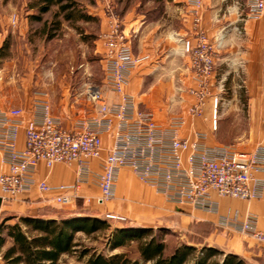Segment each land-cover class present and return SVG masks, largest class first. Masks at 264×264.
I'll return each mask as SVG.
<instances>
[{
    "label": "crops",
    "instance_id": "1",
    "mask_svg": "<svg viewBox=\"0 0 264 264\" xmlns=\"http://www.w3.org/2000/svg\"><path fill=\"white\" fill-rule=\"evenodd\" d=\"M114 3L133 55L142 58L132 68L125 87L126 92L134 96L137 110L152 113L154 120L162 125H166L173 116H183L186 123L180 130L181 136L202 131L206 134L208 145H232L244 152L253 150L258 143L264 144V15L247 18L246 0H202L196 26L194 8L188 0H114ZM88 8L86 13L101 18L105 23L99 4ZM64 22L67 25L69 21ZM29 26L31 23L27 12L21 15L15 5L0 9V109L23 107L25 117H29L33 92L42 90L48 94L51 114L67 129H71L79 118L97 115L91 102L83 95L84 83L65 77L70 75L74 66H102L103 48L99 37L86 36L88 33L80 30L68 28V31H61L59 28L52 31L51 37L48 36L49 32L40 33L37 45L30 40L32 34ZM197 27L203 29L213 43L214 63L207 84L209 94L202 98L201 114L191 116L188 111L196 100L189 93V88L197 87L183 41L188 39L193 42ZM102 29L101 33L105 28ZM6 39L10 40L8 48L2 47ZM19 66L58 67L66 73L48 81L45 89H38L27 82V76H23L22 82H19ZM221 83H226L230 90L227 96L218 91ZM214 97L217 99L216 107ZM214 108L216 127L213 129ZM238 115L243 116L240 118ZM111 140V134L102 136V143L106 147ZM23 145L24 134L21 130L18 146ZM91 167L97 172L102 170L101 162L97 159L91 161ZM3 169L0 163V172ZM259 176L264 177V174L260 173ZM35 177L44 179L51 186L73 184L74 165L55 163L48 168L40 161ZM62 193L74 196L69 203H58L54 197L60 192L41 193L33 188L20 194L14 202L7 200L0 203V213L23 209L18 217L34 216L38 212L45 214L39 211L41 208L53 207L82 214L78 211L79 205L83 209L93 208L97 204L101 214L84 215L101 217L116 214L126 217L128 225L157 229L203 226L210 233L211 241L206 243L208 246L237 254L245 261H264V244H258L235 229L219 226L221 215L236 211L242 217L249 210L257 217V228L264 230V188L259 199L251 200L214 194L218 210L212 213L188 204L166 201L160 192L124 167L118 171L114 197L109 200L98 202L100 190L91 183L83 184L77 192ZM11 219L8 221L11 222ZM127 246H118L113 251L124 252L128 258L139 260L140 264H152L150 260H142L137 245L130 246V250Z\"/></svg>",
    "mask_w": 264,
    "mask_h": 264
},
{
    "label": "built area",
    "instance_id": "2",
    "mask_svg": "<svg viewBox=\"0 0 264 264\" xmlns=\"http://www.w3.org/2000/svg\"><path fill=\"white\" fill-rule=\"evenodd\" d=\"M101 6L106 27L99 39L103 48L101 57L102 79L99 84L85 89L88 100L97 115L79 118L71 129L51 114L48 94L34 90L32 112L25 117L23 107L0 109V203L18 197L36 188L45 193L58 191V203H69L83 184L91 183L100 190L98 202L114 197L118 171L129 168L133 174L166 201L190 205L216 213L220 197L259 199L263 195L264 144L258 143L251 151H238L232 145H208L206 134L194 131L181 136L186 118L173 116L166 125L159 124L152 113L137 110L134 96L126 92L129 76L141 57L133 55L123 32L121 19L115 12L112 0H96ZM193 6L195 25L202 0H188ZM247 18L264 15V0H246ZM190 58V69L196 87L190 89L195 104L188 114L199 116L202 98L209 94L207 87L214 63L213 43L205 31L197 27L194 41H183ZM214 107L217 99L214 97ZM215 108L212 128L216 127ZM23 130L24 145L18 146ZM111 134V144L106 147L102 136ZM105 153V154H104ZM101 162L102 170L92 169L91 161ZM42 161L48 168L55 163L74 165L73 184L51 186L37 179L35 171ZM107 218L124 220L116 214ZM219 226L235 229L264 244V230L257 228V217L249 210L242 217L238 212L220 216Z\"/></svg>",
    "mask_w": 264,
    "mask_h": 264
},
{
    "label": "trees",
    "instance_id": "3",
    "mask_svg": "<svg viewBox=\"0 0 264 264\" xmlns=\"http://www.w3.org/2000/svg\"><path fill=\"white\" fill-rule=\"evenodd\" d=\"M53 6L57 8L54 18L46 22L43 15ZM29 8L36 12L27 15L28 21L48 25L50 37L60 28L61 20H56L58 17L69 22L95 18L80 8L75 0H31ZM9 45L6 39L2 47L8 48ZM55 212L19 216L15 222L8 221L14 216H5L0 222L1 264H60L64 255L77 251L76 235L80 232L88 236L96 232L104 233L110 251L135 242L142 260H150L152 264H253L237 254L226 253L204 243L199 248L189 241L180 242L168 251L164 238L169 232L166 228L159 227L158 233L148 226L122 224L111 228L109 220L101 217L66 210L58 215ZM78 255L86 257L85 264H140L139 260L128 258L124 252L104 253L83 247Z\"/></svg>",
    "mask_w": 264,
    "mask_h": 264
},
{
    "label": "rangeland",
    "instance_id": "4",
    "mask_svg": "<svg viewBox=\"0 0 264 264\" xmlns=\"http://www.w3.org/2000/svg\"><path fill=\"white\" fill-rule=\"evenodd\" d=\"M31 0H0V9H2L4 6H10V5H15V8L18 9L19 13L21 15H24L27 12L28 14L36 12L35 9L29 8V2ZM80 8L83 10H89L88 7H94L98 4L96 0H75ZM120 1V0H115ZM112 4L114 7L115 12L118 14L119 12L116 11L115 3L114 0H112ZM3 6V7H1ZM57 11L56 6H53L51 11L45 13L43 15V18L46 22L52 21L54 18V13ZM119 16V14H118ZM120 17V16H119ZM121 19V18H120ZM56 20H61V24L65 23L63 19L58 17ZM47 26L43 24V22H33L31 23V26H29L30 34H32V38L30 39L33 43H36L38 45V42L40 41L39 37H41L42 32H48L47 31ZM106 27V22L102 23L101 18L95 17L93 20L90 21H83V20H77V21H71L68 22L67 25L63 24L61 26V31L65 30L68 31V28H71L73 31H78L80 28V31L87 32L88 34L86 36H91L93 38L99 37L101 34V31L103 30L102 28ZM76 29V30H75ZM60 30V29H59ZM50 32V31H49ZM40 35V36H39ZM10 41V40H9ZM72 42L73 39H70ZM75 68L72 70V72H69V76H66V79L70 78H76L79 81H82L84 89L83 95L85 98H87V95L85 94V89L89 85H96L101 82L102 79V72H101V67L100 66H74ZM55 69V70H53ZM19 82H22V77L27 76V82L30 83L33 87H38L39 88H44V85L47 84L48 81L53 80V79H58L62 73H66L64 71H60L61 69L53 68L51 66H19ZM21 85V84H20ZM226 83H221V88H219V93L222 94L223 96H227L230 92L228 87L226 86ZM192 89V88H191ZM189 93L190 88H189ZM192 94V93H191ZM88 99V98H87ZM231 116H237V115H229ZM240 118L243 115H238ZM17 197L8 201H16ZM6 201V202H8ZM43 209V210H41ZM39 211H44L47 213H51L56 211L55 213L58 215L60 211H64V209L61 208H41ZM78 211L82 213L81 215H84L85 213H93V214H101V212L98 210V205L95 204L93 208H83L82 206H78ZM23 209H15V210H7L4 212L0 213V222L5 216L14 215V217L11 219V222H15L18 219V214L22 212ZM24 211H29L28 209H25ZM8 214V215H7ZM101 218L107 219L110 222V227L115 228L116 226H120L122 224H129V220L125 217L124 220H117V219H111L107 218L105 215H102ZM157 228H154V233L157 232ZM210 234L203 226H189L187 229H179V228H174V229H169V232H167L164 236L165 240L167 241V248L168 251L173 247V245L178 244L180 242H192L194 243L197 247L200 248V245L202 243L206 244L207 241H211L209 238ZM76 239L78 242L77 246V251L72 254H66L62 257V260L60 264H85V259L86 257H79V250L83 247H89L92 249H96L97 251H102L104 253H110L114 252L113 250L110 251L107 248V240L104 237V233L102 232H96L91 235H85L84 233H77ZM132 245H137L135 242H132L127 246L128 248ZM130 250V248H129ZM264 261L262 260L261 262L253 261V264H261ZM1 264V260H0Z\"/></svg>",
    "mask_w": 264,
    "mask_h": 264
}]
</instances>
